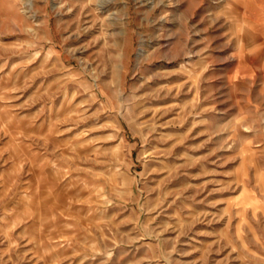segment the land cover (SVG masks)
Listing matches in <instances>:
<instances>
[{"label":"rangeland","instance_id":"rangeland-1","mask_svg":"<svg viewBox=\"0 0 264 264\" xmlns=\"http://www.w3.org/2000/svg\"><path fill=\"white\" fill-rule=\"evenodd\" d=\"M103 1L0 0V264H264V0Z\"/></svg>","mask_w":264,"mask_h":264},{"label":"bare ground","instance_id":"bare-ground-1","mask_svg":"<svg viewBox=\"0 0 264 264\" xmlns=\"http://www.w3.org/2000/svg\"><path fill=\"white\" fill-rule=\"evenodd\" d=\"M103 7L106 9V8H108L109 6H110V4H111V2L110 1H108V0H106V1H103ZM120 33V32H119ZM121 36V35H120Z\"/></svg>","mask_w":264,"mask_h":264}]
</instances>
